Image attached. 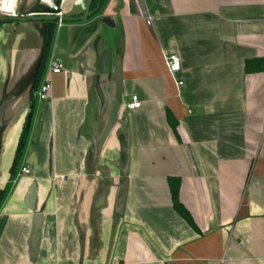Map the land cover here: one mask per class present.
<instances>
[{
  "label": "crops",
  "instance_id": "0c3cea01",
  "mask_svg": "<svg viewBox=\"0 0 264 264\" xmlns=\"http://www.w3.org/2000/svg\"><path fill=\"white\" fill-rule=\"evenodd\" d=\"M16 10L43 20L0 24V264H264V72L244 69L264 58V0H18ZM59 14L61 27L46 19ZM170 54L181 58L175 78ZM51 56L62 73L48 74ZM173 177L196 229L173 209Z\"/></svg>",
  "mask_w": 264,
  "mask_h": 264
},
{
  "label": "trees",
  "instance_id": "16d2710c",
  "mask_svg": "<svg viewBox=\"0 0 264 264\" xmlns=\"http://www.w3.org/2000/svg\"><path fill=\"white\" fill-rule=\"evenodd\" d=\"M98 1V0H96ZM0 24H2V22H0ZM54 28L50 25L48 27L47 30V34L45 37V47L42 53V62H41V66H40V70L41 71L44 68V63L46 62V58L48 56L49 50L51 48V41L53 39L54 36ZM246 73H263L264 72V58L262 59H252V60H247V62L245 63V68ZM33 115V110L30 112L29 118L26 120L27 123L25 125V128L23 129L22 133H21V137H20V142H19V146L17 149V154L15 157V161L13 163V169L12 171L15 172L16 169L18 168V163H19V159L20 156H22L23 154V149L28 141V133H29V127L31 124V116ZM180 185H181V180L179 178H170L169 179V187H170V193L172 194V203H173V209H175L177 211V213L185 220V222L187 224H189L192 228L196 229V224H194L193 219L191 217V215L189 214L188 210L183 206V204L180 201V193H179V189H180ZM5 195H6V191L5 192H0V207L3 204V202L5 201Z\"/></svg>",
  "mask_w": 264,
  "mask_h": 264
},
{
  "label": "built area",
  "instance_id": "2783aa9c",
  "mask_svg": "<svg viewBox=\"0 0 264 264\" xmlns=\"http://www.w3.org/2000/svg\"><path fill=\"white\" fill-rule=\"evenodd\" d=\"M16 5H17V2H16ZM16 11L17 10L15 7V11L13 12V14H0V16L1 17H7V18H15V17L19 16ZM62 24H63L62 14H59L58 27H61ZM165 61H166L167 71H169L170 75H172L174 78L177 77V75L181 72V67H182L180 56L176 55V54H170L169 56H167L165 58ZM63 68H64V63L61 59H59L55 56H51L49 58L48 74L50 76L58 75V74L62 73ZM177 84L180 85L181 83L178 81ZM52 90L53 89H52L51 78L49 77L39 87V92H38L39 100L40 101L48 100V98H50L52 95ZM141 107H142V102L139 101L137 96L131 97L130 101H128L127 105H126L127 110H129L131 112H136V111L140 110ZM22 172L24 174H27V175L30 174V170L28 168H25V167L22 169ZM66 180L67 179L65 177H62V176H55L54 177V182H55L56 186L59 188H61L63 185L66 184V182H67Z\"/></svg>",
  "mask_w": 264,
  "mask_h": 264
},
{
  "label": "water",
  "instance_id": "95a60500",
  "mask_svg": "<svg viewBox=\"0 0 264 264\" xmlns=\"http://www.w3.org/2000/svg\"><path fill=\"white\" fill-rule=\"evenodd\" d=\"M46 19L48 20H58L59 19V16H55V17H46ZM44 19V20H46ZM63 19V17H62ZM19 21V20H25V21H31V20H43L42 18H35V17H28L27 19H23L21 18L20 16L18 17H15V18H7V17H1L0 16V22L2 23H5V22H11V21ZM117 99L115 100V105L112 109V113H111V120H110V124H109V127L108 128H111V125L117 120V114H118V111L120 109V106H121V96H122V87H121V81H120V74L118 75V80H117ZM1 138V137H0Z\"/></svg>",
  "mask_w": 264,
  "mask_h": 264
},
{
  "label": "bare ground",
  "instance_id": "6f19581e",
  "mask_svg": "<svg viewBox=\"0 0 264 264\" xmlns=\"http://www.w3.org/2000/svg\"><path fill=\"white\" fill-rule=\"evenodd\" d=\"M17 0H0V14H13Z\"/></svg>",
  "mask_w": 264,
  "mask_h": 264
},
{
  "label": "rangeland",
  "instance_id": "374dc122",
  "mask_svg": "<svg viewBox=\"0 0 264 264\" xmlns=\"http://www.w3.org/2000/svg\"><path fill=\"white\" fill-rule=\"evenodd\" d=\"M17 12V11H16ZM0 192H5V191H0Z\"/></svg>",
  "mask_w": 264,
  "mask_h": 264
}]
</instances>
